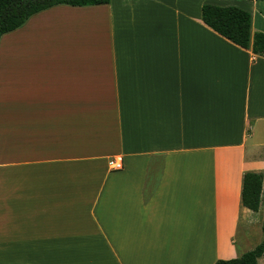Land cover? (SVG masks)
Wrapping results in <instances>:
<instances>
[{
  "label": "crops",
  "instance_id": "1",
  "mask_svg": "<svg viewBox=\"0 0 264 264\" xmlns=\"http://www.w3.org/2000/svg\"><path fill=\"white\" fill-rule=\"evenodd\" d=\"M203 5L248 12L249 47L207 27ZM259 32L256 0H110L56 5L3 34L0 264H214L246 252L240 224L264 207V181L257 213L240 198L246 172L264 178Z\"/></svg>",
  "mask_w": 264,
  "mask_h": 264
},
{
  "label": "trees",
  "instance_id": "2",
  "mask_svg": "<svg viewBox=\"0 0 264 264\" xmlns=\"http://www.w3.org/2000/svg\"><path fill=\"white\" fill-rule=\"evenodd\" d=\"M110 0H0V37L23 25L29 17L56 5L93 6L108 4ZM264 3V0H256ZM203 23L218 35L234 45L247 49L250 43V15L236 7L203 5L201 9ZM253 54L264 57V33H255L252 39ZM263 175L246 172L242 178L241 206L257 213L262 205ZM262 238L251 250L239 257L218 260L214 264H259L264 256V222L261 227Z\"/></svg>",
  "mask_w": 264,
  "mask_h": 264
},
{
  "label": "rangeland",
  "instance_id": "3",
  "mask_svg": "<svg viewBox=\"0 0 264 264\" xmlns=\"http://www.w3.org/2000/svg\"><path fill=\"white\" fill-rule=\"evenodd\" d=\"M249 220L250 222L247 224L243 221L241 222L236 236V244L240 247L241 251H249L260 242L262 238L260 227L262 222H264V207L258 214L250 217ZM259 264H264V257L260 260Z\"/></svg>",
  "mask_w": 264,
  "mask_h": 264
},
{
  "label": "built area",
  "instance_id": "4",
  "mask_svg": "<svg viewBox=\"0 0 264 264\" xmlns=\"http://www.w3.org/2000/svg\"><path fill=\"white\" fill-rule=\"evenodd\" d=\"M108 168L111 172H118L123 169V162L121 157H113L108 160Z\"/></svg>",
  "mask_w": 264,
  "mask_h": 264
}]
</instances>
